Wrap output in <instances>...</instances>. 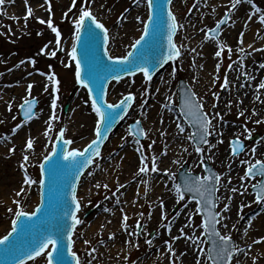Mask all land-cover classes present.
<instances>
[{
  "label": "rangeland",
  "instance_id": "1",
  "mask_svg": "<svg viewBox=\"0 0 264 264\" xmlns=\"http://www.w3.org/2000/svg\"><path fill=\"white\" fill-rule=\"evenodd\" d=\"M16 1L22 2L23 0ZM33 1L39 6H44L46 11L38 13L32 11V15L22 21V25L17 31L14 30L17 27V20L8 19L7 17L5 0L4 3L0 5V86L6 82L3 80V74L8 70V67L5 65L6 62L16 66L19 62L24 61L23 64L28 66L26 67L27 69H29L30 65L32 67L28 73L26 72L24 79L29 78L32 75L40 76L44 82L42 86L37 88L38 91L31 90L30 95L28 94L23 97V99L16 101L12 107H10V110L7 109L5 117L0 116V143H2V147L5 143L7 133L9 134L11 132L6 131V125L9 121L12 126L17 127H20L25 123L19 118V107L24 100L38 99L39 106L34 118L37 119L42 110L46 108V115L44 116V120L46 121L45 125L48 128V124H51V130L48 131L49 139L46 140L44 146H33L34 149H43V159V157L52 150L56 135L61 129L65 131V127L71 123L75 114L80 113V120L85 119L86 121V119H92L91 122H93L96 115L91 108V100L87 90L79 86L75 80V61H72L68 55L70 51L68 44L70 41H74V25L72 22L79 17V9L85 6L83 0H76L75 7L72 6V0ZM198 1L200 0H185L184 4L178 3L180 9L173 8V13L177 17L178 24L182 25L176 43L178 47L181 45H183V47L180 49V58L175 60V62L165 71L167 74L160 75L158 81L156 79L155 82H152V80L147 81L143 74L132 76L120 82H115L110 87L108 101L110 103H116L127 94L131 93L134 95L136 104L132 110V115L127 122V125L129 127L131 122L139 120L147 135L146 138L139 143H136L137 139L133 135H129L128 140H130L133 147L140 149L138 153H141V155L147 159L150 168L151 160L154 156L153 152L157 150L155 145L160 141V136L159 134L152 135L151 130L145 127L144 120L140 115L145 112V115L148 117L149 112L152 111V108L155 105L153 100H149V96L155 93V90H157L162 79L166 77L167 82L165 86L168 89L166 101L169 116L174 115L182 120L186 130H189L191 133L190 127L185 122L183 116L178 112L179 95L177 85L179 79H183L192 87L197 97L202 102L205 112L208 113L209 117L212 119V127L210 129L211 135L208 144L202 147L203 151L201 153H197L195 151L196 146L194 143L188 140L187 152L184 151L180 158L177 159L180 161V164H174L172 162V171L170 173L175 174V179L173 180L170 175H167L165 177V183L167 185L166 188L170 192L169 196L172 198L174 204L168 212L162 213L160 217H157L158 221H161V224L154 225V212L153 208L149 207V205L146 206L141 213L134 212L132 218L127 219L126 221H122V213L116 207V217L120 221V224L123 225V228L129 230V246L134 244L132 246L133 248L125 250L126 246L124 244L122 246L123 251L120 255H111L110 257L106 256V254H104V257L99 255L98 260L93 259L91 261L93 257L91 258L90 255L97 251V241L101 238L104 230H100V233L96 234V236L88 238V227L86 226V223L88 220H90L92 224L97 223L100 215H105L107 219L112 217L111 208L109 210L105 209V211L104 204L108 203L111 199L115 200V197L118 196L117 193L119 192V190L117 191V189H119L117 183L115 185L110 184L103 178L104 163H102L101 157L97 158L82 183L84 186L89 184L91 194L88 197H84V199L82 198V200H79L78 198L81 205V211L78 218L82 221V224H79L74 235V244L77 245L74 251L78 254L81 264H139L143 259L153 256L155 253L154 250L159 249L160 246L169 249V245H171V249L168 251L172 252L177 239L180 240L181 238L184 240V236L186 235L193 236L197 229H200L201 231L198 244L199 259L195 260V263L193 262V264H197V261H200V264H210V262L207 261L206 255L202 256L199 252L201 247L207 251V244L202 227L203 220L199 212L196 211L197 202L186 196L183 201H180L173 188V184H177V173L185 164L188 165L189 171L202 176H204L203 164L205 161L209 162L218 171L221 177L217 200V211L220 213L219 230H225L226 235H231L232 239L236 241L238 248L243 250L245 246V244L241 242L243 226L256 217V215L254 217L247 216L250 213L260 210L261 207L264 208V205H261L262 203H255V196L251 191V185L256 183L259 178H256L255 180L250 178L241 179L248 166L247 164H242L241 161L247 160L254 163L256 159L264 160V94L257 92L255 97L256 102L248 109L240 110L238 108V105L241 104L243 98H245V96L247 97L248 94V92L244 90L245 83L249 80L250 75L254 73L253 70H251L250 73L240 72L241 68H238L237 70V67H243L245 59L249 58V56L242 55L239 52L243 37L241 32L235 35L234 41L228 46L225 44L226 42L224 39H219L220 43L226 47L221 55L219 57L216 56L215 58L217 62L214 67L213 77L210 81H206L205 84L202 83L201 77L203 74H206V72L204 69L198 71L197 65L199 64V61H201V58H199L201 52L199 51L203 49L200 45L197 46L195 51L196 54L190 50L188 42L185 41V33L188 30V24L191 23L194 30L197 29V32H195L197 34L199 33L198 35H202L204 41H211L217 51L219 50L217 41L214 39H205V32L213 25L212 23L215 22L216 24V19L221 20L225 16H230L231 13L225 9L224 12L219 14L221 16L217 18L219 11L215 10V13H212L213 15L215 14L214 21L206 24V21L208 20L205 12H203V17L199 19V21L195 18ZM259 2L261 4L260 6ZM49 3L51 4V11L48 10ZM254 3L257 7L259 6L264 10V0H254ZM87 6L91 8L97 19L100 20V22H102L109 30L110 43L108 50L110 55L114 57L126 55L130 50L131 45L139 38L143 31V23L140 20L141 22H138L137 31L133 34L134 31H132V26L129 23V17L136 9L141 10L142 7L146 13H148L147 0H139V3H137L136 0H90V3ZM31 7H33V4H31ZM26 13L27 11L25 10L24 16H26ZM38 18L45 21H48L51 18L53 25L59 28L61 31V44L59 48L55 45V34L49 29L47 23H39ZM191 18L193 21H187V19L191 20ZM146 19L147 16L143 19V22H146ZM236 23L237 21L232 20L231 17L228 27L231 28L232 26H235ZM204 43L206 44V42ZM45 46H47V49L42 52L41 49H44ZM59 49L62 50L61 54L58 52ZM50 50L56 51L57 54L55 57L48 54ZM32 60L35 61L34 65L31 63ZM254 64L256 65V68L259 67L258 72L264 76V63H262L261 60L256 59ZM65 65L69 66L66 67ZM36 71H41V73ZM229 72L235 75L237 80H235L232 85L227 84V86H225L224 80L228 77ZM42 73H55V78L60 81L58 93L55 91L57 86L54 81H49L47 76L42 75ZM46 86L48 89L47 91H45ZM237 88L240 90L239 92L242 93L241 95H235L238 91ZM174 93L177 94V97H174ZM168 97H171V100H169ZM257 97H259V99H257ZM53 98H57V107L54 112L48 109V103ZM221 101L223 103L222 109L218 108ZM148 105L149 107L147 108ZM145 108L147 110L144 111ZM241 112H243V115H240ZM53 114L56 116V119L50 121L49 117ZM256 121H260V123H256ZM165 122L167 121L165 120L164 123ZM17 127L14 128L16 129L14 133L17 132ZM85 127L88 128L87 126L82 128L77 126L76 133L68 132L65 135L66 138L73 141L71 146L76 147L74 149H82L80 148L82 142L88 144L91 141L90 136L93 130L90 128L87 131L84 129ZM27 128L28 126H25L23 129ZM18 132L20 133V131ZM249 132L251 133V136L258 135L259 140L249 143ZM236 137H239L243 141H247L248 146L241 156L233 157L229 143ZM153 141H155V143H153ZM141 145L143 147H141ZM252 148H256L254 156L251 152ZM118 153L119 151L116 149H109L107 155H109L110 160H112L118 155ZM157 153L158 156L161 157L163 153H165L164 146L158 148ZM201 161H203V163ZM40 162L26 165L27 175L32 179L37 180V183L30 186L29 189H31L32 193L29 194L27 198L21 199L19 205L15 203V207H17L16 210L23 208L24 211L31 212L34 209L31 210L29 205L30 201H32L35 196L36 189L39 194L40 187L38 181L41 178ZM8 165L11 167L12 164ZM21 174L25 175L24 169L21 171ZM151 174L152 173L149 172V179L153 176V174ZM97 184L100 185L99 188L96 187ZM105 184L109 187H103ZM233 188L237 189V191L232 192ZM245 189H247V191H245ZM80 197H83L82 192H80ZM164 201L161 206V211H166L164 208ZM116 204H118V202H116ZM225 205L229 206L227 211H225ZM176 206L178 209L173 213ZM101 208H103L104 212L95 214L96 211ZM260 212H263V210ZM14 213L13 216H9V218L11 217L9 219V228L8 225L5 226L6 221L3 225L0 224V228L5 226L3 231H0V237L10 231L11 221L15 218ZM183 213L185 214L186 228L183 229V233H181V231L177 233V239H171L170 237L174 232L171 231L173 225L170 223L177 219L181 214L183 215ZM224 225H227V227H224ZM246 228V231L250 230V227L246 226ZM152 235H154L153 238H151ZM85 240L90 243H84ZM148 241H151V243L149 244ZM201 241H204V243H201ZM92 249H95V251H92ZM168 251H166V264H179L181 260L180 257L176 258L173 255L171 256ZM239 253H236V255H239ZM258 262L259 261H255L250 264H257ZM232 264H242V262L236 257Z\"/></svg>",
  "mask_w": 264,
  "mask_h": 264
},
{
  "label": "snow or ice",
  "instance_id": "2",
  "mask_svg": "<svg viewBox=\"0 0 264 264\" xmlns=\"http://www.w3.org/2000/svg\"><path fill=\"white\" fill-rule=\"evenodd\" d=\"M27 2L28 0H25L26 4ZM83 2L85 6L79 9V17L72 22L74 25V43L68 55L72 61H75L76 82L87 89L90 96L95 92V96L91 100V108L97 117L94 127V139L82 150H68V145H71L73 141L64 139L65 132L63 129L60 130L57 140L63 141L60 150L63 153L62 160L67 161V163L61 162L60 153L55 148L50 155L43 157L44 162L40 164L42 178L38 181L41 197L40 204L33 212L24 211L23 208L16 210L14 213L15 218L11 221V230L0 238V256L4 258L7 264H26V260H33L42 254H46V264H81L77 253L73 251V235L77 225L81 223L77 215L81 205L77 198L75 181L80 179L83 169L93 163V158L101 155V146L108 139V133L115 124L124 119L135 99L134 95L130 93L117 103H109L105 99V82L109 78L120 81L122 74L135 76L137 73H142L147 81H151L153 70L158 66L163 67L164 64L181 56L180 49L183 45L178 47L173 37L178 27H182V25L178 24L177 17L170 8L166 11V5H170L172 0H166V2L165 0H147V22L142 21V34L131 45L132 50L128 51L126 55L118 57L109 55L107 48H105L103 53L100 52L101 44L107 45L108 43L109 30L97 19L91 8L87 6L90 0H83ZM136 2L139 3V0H136ZM243 2L245 0H231L232 9H235ZM3 3L4 0H0V5ZM246 3L252 6L254 10L252 15L259 13L258 19L264 23V10L257 7L254 0H246ZM72 6H76V0H72ZM48 10L51 11L50 3ZM31 15L32 8L29 6L27 7L25 19ZM38 19L41 24L47 23L49 29L55 34V45L59 48L61 44V31L59 28L53 25L51 18L48 21L41 18ZM136 19L140 20L141 18L137 16ZM229 19H231L230 16ZM248 19L251 20L252 16H249ZM226 22L225 19H221L216 22L214 28H209L205 32V39L215 38L217 41L219 50L214 53L217 57L221 55L226 47L219 41L221 25ZM77 46H79V53ZM46 49L47 46L41 51L44 52ZM192 51L195 52L196 49H192ZM48 54L55 57L57 53L55 50H50ZM105 57H107V60H105ZM21 63H24V61H21ZM31 63L34 65L35 61L32 60ZM42 75H46L49 81H54L57 86L55 91L58 93L60 81L55 78V73H42ZM227 84L228 81L225 78L224 85L227 86ZM32 87V84L28 85L29 95ZM259 87L264 88V83H261ZM47 90L46 86L45 91ZM57 98L51 100L53 112L57 107ZM168 99L171 100V97H168ZM35 103V100L25 99L20 105L22 109H26L24 115L29 120L33 118L32 109ZM165 107H168V105H165ZM182 114L189 127L195 129L186 138L197 145L195 151L201 153L203 149L199 145L208 144L206 137L211 135L212 119L208 113L203 111L202 102L191 89L186 90ZM240 115H243V112ZM55 119L56 116L54 114L49 117L50 121ZM256 123H260V121H256ZM176 128L178 129V134L185 133L183 124L177 122ZM50 130L51 124L49 123L48 128L45 130L46 136ZM129 135L146 136L147 133L141 128L140 121L137 120L135 126L129 129ZM250 137L251 133L249 132ZM136 143H139V140ZM33 146V139L29 137L26 142V148L32 149ZM141 147L143 146L141 145ZM243 149L242 141L239 137H236L232 142L233 155H239ZM10 151L14 152L15 149L12 148ZM137 151H140V149L138 148ZM184 151L187 152V148H184ZM251 152L254 156L256 148H252ZM166 153L167 150L165 149L164 154L166 155ZM28 160L29 156L25 154L21 163V168L25 171L22 183L31 186L36 184L37 180L27 175L26 165ZM140 161L141 166L138 169L140 174L148 175L149 172L157 173L160 171L155 156L152 157L150 168L147 159L143 155H141ZM201 162L203 163V161ZM173 163L180 164V161L174 160ZM241 163L248 165L241 179L250 178L255 180L257 176L261 177L251 187L255 192V203H264V160L256 159L254 163L243 160ZM61 170L63 172L62 182L59 179ZM163 171L166 175H170L173 180L175 179L174 173H170L167 169ZM206 171L208 170L206 169ZM45 172L48 178L47 184L43 178ZM220 179L219 175L213 174L197 177L188 176L185 178L183 185L174 183L173 188L180 201L185 199L186 193L193 194L192 199L197 202V212L208 209V214L203 219L202 227L204 234L211 240L212 247L207 249V251L201 247L199 249L200 254L202 256L206 255L210 264H231L234 254L243 250L235 245L231 235H223L217 228V225L220 224V219H218L220 213L212 211V209L215 208L216 192L218 190L216 185L219 184ZM96 187L99 188L100 185L97 184ZM103 187L108 188L109 186L105 184ZM120 187H123V185ZM236 191L237 189H232V192ZM25 192L26 189L22 187L16 192V195L20 196ZM14 203L19 205L20 201L15 200ZM161 204H163V201H161ZM228 207V205H225V211L228 210ZM8 211L11 212L13 210L8 209ZM38 214L40 215L38 216ZM124 219L126 221L127 217L125 216ZM224 227H227V225H224ZM180 231L183 233V229ZM188 239H191L195 244L197 240H200V237L193 238L189 236ZM84 243L90 242L85 240ZM148 243L150 244L151 241H148ZM201 243H204V241H201ZM169 249H171V245H169ZM92 251H95V249H92ZM197 264H200V261H197Z\"/></svg>",
  "mask_w": 264,
  "mask_h": 264
},
{
  "label": "bare ground",
  "instance_id": "3",
  "mask_svg": "<svg viewBox=\"0 0 264 264\" xmlns=\"http://www.w3.org/2000/svg\"><path fill=\"white\" fill-rule=\"evenodd\" d=\"M184 2L185 0H175L173 8L180 9L178 3L184 4ZM31 4H33V7H31ZM5 5L8 19L17 20V27L14 29L15 31H17L18 28L22 25V21L25 19L24 13L25 10L27 11V7L30 6L34 13L46 11L44 6L35 4L33 0H28L27 4L25 3V0H23L22 2L16 0H5ZM260 5L261 4L259 2V6ZM225 9L228 10V12H231L232 20L237 21V23L231 28H225V30L221 34V38L222 40H225L226 43H224L228 46L232 41H234V37L236 34L240 32L243 34L239 52L242 55L249 56V58L245 59L243 67H237V70L238 68H241L240 72L243 73H250L251 70H253L254 72L250 75L249 80L245 83L244 86V90L248 92L247 97L245 96V98H243V100L241 101V104L238 105V108L240 110H245L251 107L256 102L255 97L257 92H261L262 94H264V89H261L259 87L261 83H264V76L258 72L259 67L256 68V65L254 64L256 59H259L262 63H264V23L259 21V13H257L256 15H252L254 10L251 5L242 3L235 9H232L231 0H200L196 5L195 18L199 21V19L203 17V12H205L208 20L206 21V24H208L211 21H214L213 19L215 17V14L213 15L212 13H215V10L219 11V13L217 14V18H219L221 16L219 14H221V12H224ZM137 16L141 18V21H143V19L147 16V13L143 9V7L141 8V10L136 9L129 17V23L132 26V31H134L133 34L137 31L139 24L138 22H141L140 20L136 19ZM249 16H252L251 20L248 19ZM192 18L191 20L187 19V21H193ZM215 21L217 22L218 19H216ZM212 24V26H214L215 22ZM212 26H210L209 28H212ZM187 29L189 31L187 30L185 33V41L188 42L190 50L196 49L199 45L203 49L199 51L201 52V54H199V58H201V61H199L197 67L198 71H200V69H204V71L206 72V74H203L201 77L202 83L205 84L206 81H210L214 75V67L217 62L215 59L216 55L214 54L216 52V47L211 43V41H204L203 36L198 35L199 33H196L197 29L194 30V27L191 26V23L188 24ZM204 42H206L207 45ZM73 43L74 41H70L68 44L70 50ZM5 65L8 67V70L3 74V80H5L6 82L0 86V116L2 117H5L6 110H9V106L12 107V105L16 101L23 99V97L29 94V84L33 85L31 90H37V88L39 86H42V84L44 83L43 79L40 76L32 75L31 77L24 79V75L26 74V72L28 73V71L31 70V66H29V69H27L26 67L28 66H25L21 62H19L16 66L11 65V63L9 62H6ZM163 74L166 75L167 72ZM156 79L158 81V78ZM235 80H237V77L229 72L227 77L228 84L232 85ZM166 82L167 80L165 77L160 82L158 88L156 87L158 91L155 90V93L149 96V100H153V103L155 105L152 108V111L149 112L148 117L145 115V112L140 115L144 120L145 127L151 130L152 135L159 134L160 136V141L155 145L157 147V150L153 152L154 156L157 158L158 168L160 169V171H158L157 173H152L153 176L151 179L148 178V175H141L138 172V169L141 166V153H138L137 148L133 147L130 140H128V125L122 127L120 131L112 136L110 143L101 155V161L102 163H104L103 178L110 184L115 185L117 183L119 192L117 193L118 196L115 197V200L111 199L108 203L104 204V210H109L111 208L110 210L112 211V217L107 219L105 215H100L97 223L92 224L90 220H88L86 223V226L88 227H86L88 238L96 236V234L100 233V230H104L101 238L97 241V251L90 255L91 258L93 257L91 261L93 259L98 260L99 255H102L103 257L105 256L104 254L109 257L111 255H120V253L123 251L122 246L124 244L126 246L125 250H127L128 248H133L132 246L134 244L132 246H129V230L123 228V225L120 224V221L116 217V207L122 213V221H125V216L127 217V219H130L132 218L134 212L141 213L143 209L149 205V207L153 208L154 225H160L161 221H158L157 217H160L162 213L168 212V210L172 208L174 204L172 198L169 196L170 192L166 188L167 185L165 183V177L167 175L163 170L167 169L169 170V172L172 171V162L179 159L184 152V148H187L188 139L186 137L190 134V131L186 130L185 128L184 134H178L176 124L177 122L183 124V122L174 115L169 116V111L167 110V107H165V105H167L166 99L168 92V89L165 86ZM239 91L240 90L238 89L235 95H241L242 93H240ZM174 97H177V94L174 93ZM148 107L149 105L147 106V108ZM218 108H223L222 101L219 103ZM48 109L53 112V109L51 108V101H49L48 103ZM145 110L147 109L145 108L144 111ZM45 115L46 108L42 110L37 119L34 118L30 123L24 124L19 128L17 126H12L11 122L9 121L6 125V131L11 132L9 134L7 133L5 143L2 147V143H0V224L3 225L6 221L5 226L8 225V228L10 225L9 219L11 218H9V216H13L14 211L17 209V207H15L16 205L14 201H21V199L27 198L29 194L32 193L31 189H29L30 186L22 183L24 174H21V171L23 170V168H21V163L23 162V156L25 154L29 156L27 165L32 163H39L42 160V155L44 154V151H42L43 149H27L26 142L27 139L31 137L34 142V146L36 145L35 147H40L44 146L46 140L49 139V136L45 135V130L47 128L45 125L46 121L44 120ZM79 115L80 113L75 114L71 123L67 127H65V135L68 132L76 133L77 126L81 128L87 126L88 128L85 127L84 129L88 131L90 128H92L93 130L90 136V140H92L94 138V127L97 117L95 116L93 122H91L92 119H86V121L85 119L80 120ZM165 120L167 122L164 123ZM25 126H28V128L23 129ZM16 127L17 132L14 133V130L16 131V129L14 128ZM18 131H20V133ZM86 144L87 143L82 142L80 148L83 149ZM161 146H164V148L167 150V153L166 155L163 153V155L159 157L157 151ZM12 148L15 149L14 152L10 151V149ZM74 148L76 147H72L70 145L69 150ZM109 149H116L117 151H119L118 155L112 160H110L109 155H107ZM8 164H12L11 167ZM86 175L87 172L84 175L79 186V195H77L79 200H82V198L84 199V197H88L91 194V188L89 184L85 186L82 185ZM121 185H123V187H120ZM22 187L26 189V192L22 193L20 196H17L16 192ZM80 192L83 193V197H80ZM37 201L38 191L36 189L35 196L33 197L32 201H30L29 205L31 210L35 207ZM117 201H119L118 204H116ZM161 201H164V208L166 211H161V206L163 205L161 204ZM261 205L263 206L264 203H262ZM8 209H12L13 211L10 212L8 211ZM104 210L103 208L98 209L95 214L104 212ZM170 224L173 225L171 231L174 232V234L170 238L177 239V233H179L181 229L186 228L185 214H181ZM246 226L250 227L249 231H246ZM4 227H1L0 231H3ZM263 228L264 210L263 213L258 214L253 218V220H250L243 226L241 242L244 243L245 246L243 248V251L237 258L241 260L242 264H250L251 262L255 261H259V264H264ZM221 233L223 235H226L225 230H221ZM259 233L261 234L258 235ZM200 236L201 231L200 229H197L196 233H194L192 237L195 238ZM184 237V240L181 238L180 240H176L172 252H169L168 248L160 246L159 249L154 250L155 253L153 256L143 259L139 264H166V251H168L171 256L173 255L176 258L180 257L181 260L179 264H193V262L195 263V260L199 259V240H197V242L194 244L191 239H188L189 235H186ZM76 247L77 245L74 244V249Z\"/></svg>",
  "mask_w": 264,
  "mask_h": 264
},
{
  "label": "water",
  "instance_id": "4",
  "mask_svg": "<svg viewBox=\"0 0 264 264\" xmlns=\"http://www.w3.org/2000/svg\"><path fill=\"white\" fill-rule=\"evenodd\" d=\"M165 2H166V0H165ZM168 8H169V5H166V11H167ZM221 26H222V25H221ZM175 35H176V34H175ZM175 35H174V37H175ZM174 37H173V39H174ZM165 43H166V40H165ZM104 50H105V45L102 43V44H101V48H100V52L103 53ZM77 51H78V53H79V46H78V48H77ZM116 57H118V56H116ZM105 60H107V57H105ZM169 62H170V61H169ZM169 62H168V63H169ZM166 64H167V63H166ZM166 64H164V65H166ZM164 65H163V66H164ZM166 67H167V66H166ZM160 68H161V67L158 66L155 70H153V74L156 73ZM125 76H127V75H124V74L121 75V77H125ZM112 80H113V79L109 78V79L105 82V87H106V89H107L109 83H110ZM155 80H156V79L152 80V82H155ZM181 83H182V82H181ZM182 85L186 87V85H184L183 83H182ZM93 93L95 94V92H93ZM135 101H136V100H135ZM118 128H119V126H118ZM118 128H117V129H118ZM109 142H110V141H109ZM62 144H63V141H62V140H59L58 143H57L56 151H57L58 153H60L61 162H62V163H67V161H63V160H62L63 153H62L61 150H60ZM87 168H88V167H87ZM87 168L83 169V171H82L80 177L82 176V174L84 173V171H85ZM44 179H45L46 184H47V183H48V178H47V173H46V172H45V175H44ZM59 179H60L61 182H62V179H63V172H62V170H61V173H60ZM78 182H79V180H78V181H75V183H76V190H77ZM69 191H70V190H69ZM39 215H40V214H38V216H39ZM34 219H35V218H34ZM80 224H82V221H81ZM74 242H75V241H74ZM65 243H66V242H65ZM0 264H7V262L4 260V258H3L2 256H0ZM28 264H46V258H45V256H42V257H40V258H38V259H36V260H33L32 262H30V263H28Z\"/></svg>",
  "mask_w": 264,
  "mask_h": 264
}]
</instances>
